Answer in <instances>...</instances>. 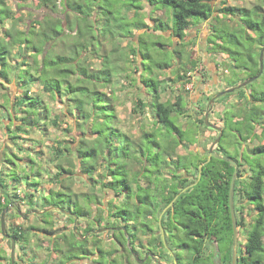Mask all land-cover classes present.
<instances>
[{"label": "trees", "instance_id": "1", "mask_svg": "<svg viewBox=\"0 0 264 264\" xmlns=\"http://www.w3.org/2000/svg\"><path fill=\"white\" fill-rule=\"evenodd\" d=\"M28 1L0 0V87L4 82L16 89L15 94L0 95L5 101L0 103V214L8 208L34 221L5 231L22 251L15 264H215L216 251L221 264H231L229 189L234 165L208 161L196 152L178 153L180 146L196 143L200 127L208 129L205 111L218 92L205 95L196 122L184 129L177 118L187 114L188 92L179 93L174 102L163 101L161 81L149 71L139 80L144 92L140 87L133 106L134 114L144 115L142 127L138 134L127 133L118 126V71L113 66L117 49L101 56L100 69L82 54L94 53L99 30L104 38L117 39L146 28L144 22L122 15L123 8L131 7L138 16L146 4L172 13V34L181 47L190 28L221 22L211 27L210 49L229 60L234 76L237 70L247 80L260 70L264 0L252 8L227 6L225 1L217 7L215 0H35L52 15L25 23L20 10ZM59 12L67 28L54 15ZM228 18L234 24L226 22ZM156 22L163 27L162 19ZM190 64L192 70L197 66L196 61ZM183 71L177 78L190 82L188 71ZM240 82L236 79L227 89ZM254 82L260 83L246 95L245 89L235 91L239 106L216 114L233 92L227 93L214 101L209 113V123L222 129L214 150L238 164L233 202L239 234L246 240L238 243L237 264H264V70ZM44 94L61 105L59 113H53ZM50 128L61 129L67 138H56L50 147L48 163L54 171L49 172L51 187L44 189L35 181L42 173L40 153L16 140L29 141L21 136L35 133L44 136ZM8 144L16 146L13 153ZM8 165L19 169L8 175L10 184ZM77 181L84 187H76ZM21 204L26 206L24 214ZM61 220L77 231L56 229ZM39 250L43 257L37 259ZM4 260L0 255V264Z\"/></svg>", "mask_w": 264, "mask_h": 264}, {"label": "rangeland", "instance_id": "2", "mask_svg": "<svg viewBox=\"0 0 264 264\" xmlns=\"http://www.w3.org/2000/svg\"><path fill=\"white\" fill-rule=\"evenodd\" d=\"M217 7H222L220 1H225L227 6H237L252 8L254 5L259 4L261 0H215ZM12 8L14 5L9 3ZM171 13V11H169ZM22 13L25 23H30L28 19H42L46 14H51L47 10L39 9L36 6L35 0H29L24 3L23 9L20 10ZM56 17L61 18L63 21L64 28H67V20L64 14L61 12L54 14ZM123 17L128 21L139 20L144 22L147 27L143 29H134L132 34L128 37L118 36L117 39H112L111 37L104 38L99 33V42L96 43L95 48H93L94 53L89 54L88 51L83 52V58L87 59L89 65H92L96 69H100L102 66V55L108 54L113 48L117 49V52L113 54V66L117 68V73L115 75V89L116 93L119 95L117 110L119 112V124L121 130L127 133L132 132L138 134L140 128L142 127L144 121V115H136L133 111L134 103H136V98L141 96L140 87L142 84L139 82L141 77H146L149 75V71L153 72V76L161 81V96L163 101L170 100L175 101V97L186 90L188 93L185 94L187 114L177 118V124L181 125L184 129L188 124L196 122L195 119L199 117L196 112L199 109L205 107L202 102L206 94H215L218 91H224L223 89L228 87V84L232 83L236 79L241 81L240 83L246 81L245 75L235 71L237 74L234 76L231 68L229 67V60L223 57L221 54L215 55L212 53V48L210 49V44L208 39L210 37L211 27L221 24L214 20L208 22H200L197 26L190 28L185 32L186 37L184 42L186 45L184 47L180 46V41L174 38L172 34L173 27V16L164 10H153L149 5L143 4L142 10L138 16H135V9L131 7L123 8ZM152 18L162 19L164 21L163 27L157 25L158 22L153 21ZM220 19L225 20L226 18ZM226 22H232V19H227ZM234 24V23H233ZM157 25V27H156ZM167 26V27H166ZM169 26V28H168ZM8 27V25L6 26ZM25 24L19 26L20 30H24ZM158 28V29H157ZM171 28V30H170ZM0 28V35H1ZM111 40V42H109ZM15 49L14 51H16ZM132 50H136L135 54H132ZM180 53V54H179ZM180 55V56H179ZM196 61V68L192 70L191 62ZM167 65V67H166ZM183 69L187 70V77L191 79L187 82V78L183 80L177 78L179 76H184L185 72ZM192 70V71H191ZM264 70V68H263ZM232 80V81H231ZM260 82H253L247 86L244 91L245 95L256 88ZM233 87V86H232ZM37 88H33L36 90ZM243 89V90H244ZM238 91V90H237ZM16 89L14 86H9L8 84L2 82L0 87L1 93H12L15 94ZM43 98L49 103L53 113H59L61 110V105L52 101L48 95L44 94ZM149 102V97L144 98ZM4 99L0 97V103H3ZM5 102V101H4ZM239 102V93L233 92L231 96L224 98L221 104L217 106V115L222 114V110L230 105L237 106ZM213 106V105H212ZM239 106V105H238ZM210 113V112H209ZM188 117V118H187ZM217 118V117H216ZM209 122V116H208ZM146 125L145 127H149ZM66 125H63L65 128ZM4 130L0 127V147L2 141L4 140ZM29 139V141H24L22 139L16 140L18 143H24V147H30L31 151L35 153L38 151L41 158L40 164L42 173L40 176L36 177L35 181H38L40 188L47 189L51 187L49 183V172H53V166L48 163L50 159V147L56 141V138L66 139V134L61 130H53L50 128L47 134L44 136L38 133L31 136H21V138ZM218 137V131L213 128L208 127L205 129L200 127L198 129V136L195 135L196 143L194 145H183L178 148V153L181 155H187L189 152H196L200 158L208 157V150L212 143ZM8 140V138H7ZM257 143V141H255ZM7 146V145H6ZM75 146V145H74ZM11 152L15 151V147L8 144ZM12 149H14L12 151ZM35 151V152H34ZM27 154V153H26ZM28 155V154H27ZM26 155V157H27ZM17 157H23L21 152L18 153ZM25 157V156H24ZM28 157H31V155ZM37 161V160H36ZM2 172V166H0ZM10 172L6 173L8 175H14V172L19 171V169L14 170L13 165H8ZM12 170V171H11ZM34 175V174H33ZM11 176H8L6 183L10 184ZM9 181V182H8ZM76 187H84L81 181H77ZM23 187H20L18 191L21 192ZM22 213L26 210V206L21 204ZM21 213V212H19ZM19 213L8 210L4 216V226L5 231L9 226L26 225L33 224V217L30 216L29 222L25 221L27 216H22ZM27 215V214H26ZM247 216V214H246ZM1 217V214H0ZM56 229L66 227L72 228L76 227L65 220H61L55 224ZM77 231V227H76ZM239 232V231H238ZM246 236L242 233L238 235V243L244 244ZM41 245V242H39ZM45 245V244H44ZM22 253L19 246L15 244V262L18 261V256ZM0 255H2L5 260L2 264H9L8 259L11 255V244L9 239L5 238L0 234ZM43 257V252L39 250L38 258ZM215 264H221V255L216 251L214 256ZM80 264H94L92 261L83 260L79 262Z\"/></svg>", "mask_w": 264, "mask_h": 264}, {"label": "water", "instance_id": "3", "mask_svg": "<svg viewBox=\"0 0 264 264\" xmlns=\"http://www.w3.org/2000/svg\"><path fill=\"white\" fill-rule=\"evenodd\" d=\"M264 49L261 51L260 53V58H259V73L252 77V78H249L247 79L246 81L242 82V83H239L238 85H235L227 90H224L222 92H219L218 94L214 95L208 102V105H207V108H206V111H205V115H204V123L207 127H210V128H213L214 130L218 131L219 132V135L218 137L215 139V141L212 143V145L210 146L209 148V154H208V161L211 159V158H215V159H219V160H223V161H226L228 163H231L232 165H234V171H233V176H232V179H231V183H230V189H229V208H230V213H231V220H232V225H233V242H232V260H231V264H237L238 263V257H237V246H238V235H239V232H238V227H237V218H236V215H235V211H234V202H233V194H234V184H235V180H236V176H237V173H238V164L237 162H235V160H233L232 158L230 157H224L222 155H220L219 153H217L215 150H214V147L219 143L220 141V138L222 136V129L219 128V127H216V126H213L211 125L209 122H208V116H209V112H210V109L214 103V101L223 96L224 94H227V93H232L234 91H237V90H240L246 86H248L249 84H251L254 80H256L257 78L260 77V75L262 74L263 72V68H264ZM203 165L200 166V169L202 168ZM175 200V199H174ZM8 211V208H6L2 213H1V217H0V224H1V232H2V235L9 239L11 241V255H10V264H15V257H14V253H15V241L13 238H11L9 235H7L5 233V226H4V216H5V213ZM165 212V211H164ZM74 230H76V227H74Z\"/></svg>", "mask_w": 264, "mask_h": 264}, {"label": "flooded vegetation", "instance_id": "4", "mask_svg": "<svg viewBox=\"0 0 264 264\" xmlns=\"http://www.w3.org/2000/svg\"><path fill=\"white\" fill-rule=\"evenodd\" d=\"M260 76H261V75H260ZM251 78H252V77H251ZM257 79H258V78H257ZM257 79H256V80H257ZM254 81H255V80H254ZM254 81H253V82H254ZM253 82H252V83H253ZM237 85H238V84H237ZM249 85H250V84H249ZM234 86H235V85H234ZM244 88H247V86L244 87ZM244 88H242V89H244ZM226 90H227V89H226ZM245 90H246V89H245ZM221 92H222V91H221ZM218 93H219V91H218ZM218 93H217V94H218ZM215 95H216V94H215ZM219 98H220V97H219ZM162 235H163V230H162Z\"/></svg>", "mask_w": 264, "mask_h": 264}]
</instances>
